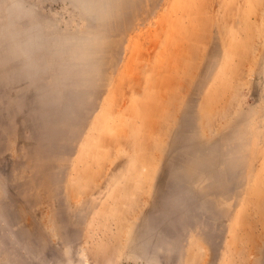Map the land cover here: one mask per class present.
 <instances>
[{
  "label": "rangeland",
  "instance_id": "1",
  "mask_svg": "<svg viewBox=\"0 0 264 264\" xmlns=\"http://www.w3.org/2000/svg\"><path fill=\"white\" fill-rule=\"evenodd\" d=\"M0 264H264V0H0Z\"/></svg>",
  "mask_w": 264,
  "mask_h": 264
}]
</instances>
